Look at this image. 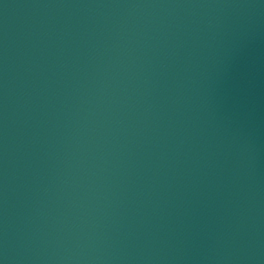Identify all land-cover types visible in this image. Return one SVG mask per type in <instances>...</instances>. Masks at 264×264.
<instances>
[{
  "label": "water",
  "instance_id": "obj_1",
  "mask_svg": "<svg viewBox=\"0 0 264 264\" xmlns=\"http://www.w3.org/2000/svg\"><path fill=\"white\" fill-rule=\"evenodd\" d=\"M0 264H30L1 166Z\"/></svg>",
  "mask_w": 264,
  "mask_h": 264
}]
</instances>
